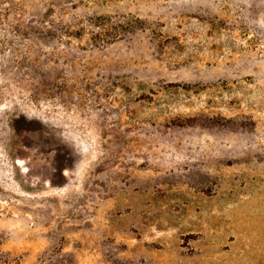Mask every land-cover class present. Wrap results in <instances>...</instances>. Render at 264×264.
<instances>
[{
    "label": "rangeland",
    "instance_id": "374dc122",
    "mask_svg": "<svg viewBox=\"0 0 264 264\" xmlns=\"http://www.w3.org/2000/svg\"><path fill=\"white\" fill-rule=\"evenodd\" d=\"M0 264H264V0H0Z\"/></svg>",
    "mask_w": 264,
    "mask_h": 264
}]
</instances>
